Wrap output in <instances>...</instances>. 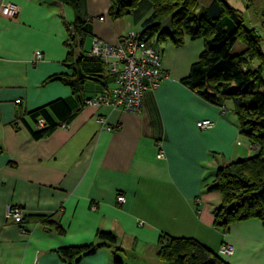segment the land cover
Here are the masks:
<instances>
[{"label": "crops", "instance_id": "obj_1", "mask_svg": "<svg viewBox=\"0 0 264 264\" xmlns=\"http://www.w3.org/2000/svg\"><path fill=\"white\" fill-rule=\"evenodd\" d=\"M8 3L20 12L12 18L0 13V264H66L57 249L101 243L98 231L112 233L118 243L77 264H115V257L122 264H164L156 257L164 234L194 239L214 254L228 243L234 253L222 258L227 264H264L260 221L233 224L227 233L213 226L220 196L206 187L216 169L253 151L239 134L230 102L221 114L180 83L203 42L186 39L176 48L149 40L165 79L145 94L140 114L109 106L78 108L69 87L48 80L72 76V64L89 54L92 39L116 46L125 33H140L150 5L141 3L113 20L107 14L110 0H82L81 14L92 18V36L78 49L67 33L74 21L68 6L58 0H0V9ZM35 51L42 61L34 67ZM102 91L100 84L88 82L81 97ZM58 99L75 105V115L66 127L34 140L18 116L28 121L29 112ZM202 120L212 121L213 128L198 130ZM9 206L27 217L20 227L6 221Z\"/></svg>", "mask_w": 264, "mask_h": 264}, {"label": "trees", "instance_id": "obj_2", "mask_svg": "<svg viewBox=\"0 0 264 264\" xmlns=\"http://www.w3.org/2000/svg\"><path fill=\"white\" fill-rule=\"evenodd\" d=\"M58 1L74 13V21L67 27V33L76 48L81 49L85 40L92 36V18H85L81 14L82 0ZM144 2L150 5L152 13L144 21L139 38L147 42L154 38L157 44L168 41L176 48L182 47L186 39L201 40L203 50L180 83L203 102L218 107L220 112L223 108L225 113L224 104L230 102L239 134L246 138L253 151L250 157L216 169L213 183L206 187V191L216 192L220 196V205L213 211V226L227 233L233 224L255 219L264 227V93L260 91L264 56L259 50L260 37L254 29L244 28L241 13L224 0H211L198 15V0H110L107 14L116 20L132 14ZM245 2L254 10L264 28V0ZM98 20L103 21L104 18L99 17ZM238 41L244 49L233 54L232 49ZM253 61L259 64L256 69L250 67ZM72 68V76H55L48 81H58L69 87L77 95L78 108L88 107L86 101L102 93L87 99L81 97L85 83H98L103 90L113 87L114 78L108 75V71L105 72L104 61L99 57L81 54ZM75 113V105L58 99L29 112L26 115L28 121L21 113L17 120L24 123L34 140H41L49 137L57 128L66 127ZM39 120L44 123L42 127H39ZM252 147L256 148L255 151ZM26 218L24 215L17 225L20 227ZM47 218L39 219L47 223ZM54 229L62 232L57 225ZM96 236L101 243L62 247L57 249V253L64 263L77 264L99 248L118 243L116 236L110 232L98 231ZM117 252H123L120 246ZM156 257L164 264H227L223 257L212 253L194 239L165 234L158 239ZM114 263L122 264V261L115 257Z\"/></svg>", "mask_w": 264, "mask_h": 264}, {"label": "built area", "instance_id": "obj_3", "mask_svg": "<svg viewBox=\"0 0 264 264\" xmlns=\"http://www.w3.org/2000/svg\"><path fill=\"white\" fill-rule=\"evenodd\" d=\"M19 12L20 8L10 3L2 5L0 9L1 15L11 18L16 17ZM89 55L104 61L108 75L113 77L114 81L112 88H105L102 93L86 101L88 107L109 106L125 113L138 114L142 109L144 94L156 89L165 79L161 71L159 53L149 42L140 39L138 33H125L116 46L94 39ZM41 61L42 54L35 51L32 54L31 64L35 67ZM15 104H19V101H15ZM221 111L224 114L223 108ZM95 121L104 123L100 117H97ZM43 124V121L39 120V127ZM213 126L214 124L209 120L197 123V128L201 130L210 129ZM112 129V127H106L107 132ZM157 158H163L162 151H159ZM123 202L124 197L117 196V203ZM5 219L9 223L19 224L24 219V212L20 208L9 206L5 212ZM233 252V246L224 243L216 254L220 257H229L233 255Z\"/></svg>", "mask_w": 264, "mask_h": 264}, {"label": "rangeland", "instance_id": "obj_4", "mask_svg": "<svg viewBox=\"0 0 264 264\" xmlns=\"http://www.w3.org/2000/svg\"><path fill=\"white\" fill-rule=\"evenodd\" d=\"M210 1L211 0H198V8L196 11V15L200 14L208 6ZM224 2L226 4H228L230 7L238 10L241 13L242 19H243V26L245 29H249V30L254 29L256 31L257 35L261 39V44H260L259 50L261 51V53L264 56V28L262 27L261 22L257 18L254 10L247 5L245 0H224ZM243 49H244L243 44L240 41H238L234 45V47L232 49V53L237 54V53L241 52ZM258 65L259 64L257 61H253L252 65L250 67L253 69H256L258 67ZM263 69H264V65H263ZM261 78L263 81V85L261 86L260 91L264 93V71L261 72ZM255 149H256L255 147H252V150L255 151Z\"/></svg>", "mask_w": 264, "mask_h": 264}]
</instances>
